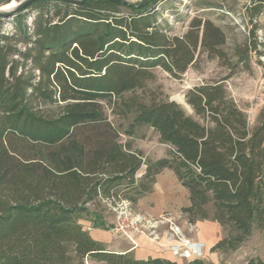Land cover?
<instances>
[{
  "label": "trees",
  "instance_id": "16d2710c",
  "mask_svg": "<svg viewBox=\"0 0 264 264\" xmlns=\"http://www.w3.org/2000/svg\"><path fill=\"white\" fill-rule=\"evenodd\" d=\"M26 1L6 18L9 30L0 20V264H177L111 252L81 223L89 217L92 228L112 229L90 206L136 204L164 170L187 191V222L224 231L211 251L237 250L254 229L264 239V112L249 128L223 84L249 69L251 52L261 54L255 31L264 0L245 9L248 38L230 52L208 19H194L182 36L157 28L161 0ZM198 52L231 74L185 93L193 117L148 83L157 68L179 79ZM142 127L170 147L166 157L146 159L121 142Z\"/></svg>",
  "mask_w": 264,
  "mask_h": 264
},
{
  "label": "rangeland",
  "instance_id": "374dc122",
  "mask_svg": "<svg viewBox=\"0 0 264 264\" xmlns=\"http://www.w3.org/2000/svg\"><path fill=\"white\" fill-rule=\"evenodd\" d=\"M20 1H14L0 8L12 11L17 8ZM129 1L134 4L142 0ZM252 1L254 0H161L154 6V25L171 37L184 35L196 18L211 20L225 34L227 40L225 48L227 52H230L235 44L242 43L248 38L251 25L245 9L252 5ZM25 14H28L26 15L27 20L32 16L31 12ZM8 22L11 21L8 19L2 21L4 30H9ZM256 22L255 33L258 43L261 44L258 47L261 54L251 52L249 69H243L241 66L230 78L223 81L228 96L245 113L249 128L255 125L259 114L264 112V12L256 19ZM153 72L155 80L148 83V88L161 92L166 99L176 102L188 115L193 117L194 112L185 101V93L195 86L218 81L231 74L223 63L205 54H199V52L194 65L190 66L179 79L172 78L160 68ZM106 112L108 118L116 122V118L107 108ZM120 140L122 143L130 141L132 148L140 150L146 159L157 160L166 157L170 150L168 145L159 143L158 134L149 127L137 130L132 139L128 136H121ZM145 168V165L141 166L136 174V180L143 175ZM161 178L164 180L166 177L161 175ZM154 185L150 193L153 192ZM169 188L172 203L184 201L183 187L179 182L170 184ZM136 204L124 200H117L115 204L112 201L101 200L91 205L90 208L97 210L106 222L113 224L115 234L129 236L130 232H137L154 239L166 229L169 232V225L175 224L183 237L189 241L195 242L194 238L200 236L211 244L209 248L207 246V252L202 257L205 264H247L249 260L254 259L264 263V239L260 231L256 229L237 250L213 252L211 251L213 245L225 236L218 224L211 221L190 224L181 213V209L171 208L160 212L158 216H148L139 210ZM88 220L89 217L82 220V225ZM119 223L127 225L124 232L118 230Z\"/></svg>",
  "mask_w": 264,
  "mask_h": 264
},
{
  "label": "crops",
  "instance_id": "0c3cea01",
  "mask_svg": "<svg viewBox=\"0 0 264 264\" xmlns=\"http://www.w3.org/2000/svg\"><path fill=\"white\" fill-rule=\"evenodd\" d=\"M164 175L166 178H161ZM178 183V180L170 170H164L156 178V183L153 188V192L144 195L137 201V207L145 215L148 216H158L160 212L167 209H178L188 205V194L186 189H183L184 201L178 203H172L170 201V184ZM150 195V196H149ZM106 222V221H105ZM108 225L112 226L110 230H103L98 228H92L90 222H86L83 226L88 230L90 236L102 243L107 250L115 253H130L134 258L143 260L147 258H162L171 261H175L177 264H188L189 261L179 260L173 257L168 246L170 241L168 240L169 232L166 230L162 234L158 235L157 238H150L145 234L130 232L129 236L119 235L113 233V224L106 222ZM167 231V232H165ZM165 232V235H164ZM197 242L204 241V254L211 244L204 240L200 236L194 238ZM208 246V248H207ZM87 264H103L98 262L88 261Z\"/></svg>",
  "mask_w": 264,
  "mask_h": 264
},
{
  "label": "built area",
  "instance_id": "2783aa9c",
  "mask_svg": "<svg viewBox=\"0 0 264 264\" xmlns=\"http://www.w3.org/2000/svg\"><path fill=\"white\" fill-rule=\"evenodd\" d=\"M125 2H130L129 0H123ZM121 212L122 209H121ZM127 225L122 223L118 224V230L124 232ZM168 240L170 241V245L168 246V250L170 254L179 259L191 261L195 259H202L204 255V243L203 242H193L185 239L175 224L169 225V235Z\"/></svg>",
  "mask_w": 264,
  "mask_h": 264
},
{
  "label": "water",
  "instance_id": "95a60500",
  "mask_svg": "<svg viewBox=\"0 0 264 264\" xmlns=\"http://www.w3.org/2000/svg\"><path fill=\"white\" fill-rule=\"evenodd\" d=\"M33 0H27L24 4L23 7H26L27 5H29ZM76 1V0H75ZM9 8V7H8ZM8 9L6 8H0V20L2 19H6L9 18L11 16H13V10L12 11H7Z\"/></svg>",
  "mask_w": 264,
  "mask_h": 264
}]
</instances>
